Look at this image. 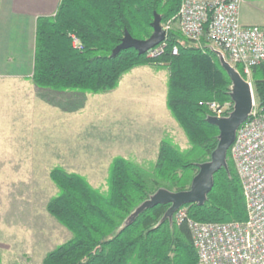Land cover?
Returning <instances> with one entry per match:
<instances>
[{"label": "trees", "instance_id": "16d2710c", "mask_svg": "<svg viewBox=\"0 0 264 264\" xmlns=\"http://www.w3.org/2000/svg\"><path fill=\"white\" fill-rule=\"evenodd\" d=\"M183 0H61L53 16L40 17L36 29L33 82L53 92L94 95L116 89L123 75L147 65L165 64L169 73L166 105L183 129L189 148L170 140L159 144L151 169L123 156L113 158L108 191L94 187L80 173L62 166L50 170L57 187L46 209L72 236L47 252L43 264H196L198 255L187 223L164 219L170 204L137 209L160 189L188 190L200 164L210 160L219 143V128L209 123L208 103H234L232 81L220 55L197 45L177 28L168 31L158 58L134 48L112 56L125 30L137 39L153 32L155 13L167 23ZM78 37L82 48L73 45ZM174 48L178 54L174 55ZM237 70L243 77L242 66ZM255 99L264 106V64L252 68ZM200 222L245 221L247 208L241 179L228 151V168L214 175L204 204L184 205ZM1 264V260H0Z\"/></svg>", "mask_w": 264, "mask_h": 264}, {"label": "rangeland", "instance_id": "374dc122", "mask_svg": "<svg viewBox=\"0 0 264 264\" xmlns=\"http://www.w3.org/2000/svg\"><path fill=\"white\" fill-rule=\"evenodd\" d=\"M168 76L165 64L140 66L108 93L48 96L34 105V125L17 112L0 115L1 264H43L72 236L46 209L58 191L53 167L80 173L107 192L114 157L151 169L163 139L189 148L166 105Z\"/></svg>", "mask_w": 264, "mask_h": 264}, {"label": "built area", "instance_id": "2783aa9c", "mask_svg": "<svg viewBox=\"0 0 264 264\" xmlns=\"http://www.w3.org/2000/svg\"><path fill=\"white\" fill-rule=\"evenodd\" d=\"M242 3L243 0H183L177 15L162 24L168 34L176 23L192 43H205L236 70L242 66L246 75L242 77L253 92L252 112L230 147L243 186L247 219L200 222L189 217L185 206L174 213L176 222L187 223L191 231L198 255L196 264H264V106L256 102L252 81V68L264 64V24H244ZM72 39L75 48L83 47L78 37L72 35ZM165 41L146 55L152 59L163 55ZM173 54H178L177 48ZM208 106L213 116L222 118L228 116L232 104L210 102Z\"/></svg>", "mask_w": 264, "mask_h": 264}, {"label": "crops", "instance_id": "0c3cea01", "mask_svg": "<svg viewBox=\"0 0 264 264\" xmlns=\"http://www.w3.org/2000/svg\"><path fill=\"white\" fill-rule=\"evenodd\" d=\"M60 2L0 0V115L17 112L34 125V105L60 95L33 82L38 19L55 15ZM241 17L244 24H264V0H244Z\"/></svg>", "mask_w": 264, "mask_h": 264}, {"label": "water", "instance_id": "95a60500", "mask_svg": "<svg viewBox=\"0 0 264 264\" xmlns=\"http://www.w3.org/2000/svg\"><path fill=\"white\" fill-rule=\"evenodd\" d=\"M153 32L147 39L134 38L128 30L121 43L113 50L112 56H116L122 50L134 48L140 55H145L150 49L158 46L167 39V32L162 26V18L155 13L152 22ZM222 64L232 81L231 97L234 103L232 112L227 117L210 116L209 123L219 128V143L211 155L209 161L200 164L199 171L192 180L188 190L172 192L167 189H160L146 200L130 218L132 221L146 208L158 204H170L164 215V219H173L174 213L186 204H204L208 194L214 185V175L221 168H228V151L235 141L237 130L248 119L253 109V92L250 84L242 75L227 62L222 56Z\"/></svg>", "mask_w": 264, "mask_h": 264}]
</instances>
